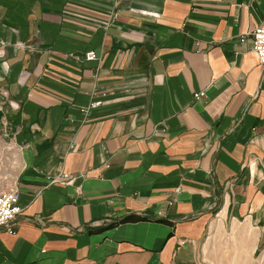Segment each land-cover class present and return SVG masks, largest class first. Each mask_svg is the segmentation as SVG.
I'll use <instances>...</instances> for the list:
<instances>
[{"label":"crops","instance_id":"obj_1","mask_svg":"<svg viewBox=\"0 0 264 264\" xmlns=\"http://www.w3.org/2000/svg\"><path fill=\"white\" fill-rule=\"evenodd\" d=\"M263 26L264 0H0V264H203L217 214L264 246Z\"/></svg>","mask_w":264,"mask_h":264},{"label":"rangeland","instance_id":"obj_2","mask_svg":"<svg viewBox=\"0 0 264 264\" xmlns=\"http://www.w3.org/2000/svg\"><path fill=\"white\" fill-rule=\"evenodd\" d=\"M0 161L3 163L2 179L15 180L19 168L17 150L0 142ZM248 226L251 225L243 222L226 224L217 214L202 244L203 264H264L261 255L264 246L252 249L255 229Z\"/></svg>","mask_w":264,"mask_h":264},{"label":"built area","instance_id":"obj_3","mask_svg":"<svg viewBox=\"0 0 264 264\" xmlns=\"http://www.w3.org/2000/svg\"><path fill=\"white\" fill-rule=\"evenodd\" d=\"M254 49L253 51L258 57L259 63L264 66V26L256 29L253 33ZM86 61L96 60V54L93 51L87 52L85 55ZM3 94V93H2ZM199 98L200 95H196ZM101 105V102H95L91 105L92 108H96ZM4 159V157H1ZM2 165L0 161V229L4 228L8 232H13V226L17 218L22 214V208L19 205L20 190L15 180L8 181V179H2ZM66 184L74 182V178H70L68 175H64ZM262 259L264 260V249L261 252Z\"/></svg>","mask_w":264,"mask_h":264},{"label":"trees","instance_id":"obj_4","mask_svg":"<svg viewBox=\"0 0 264 264\" xmlns=\"http://www.w3.org/2000/svg\"><path fill=\"white\" fill-rule=\"evenodd\" d=\"M137 220H139L137 217H131V218H128L124 221H137Z\"/></svg>","mask_w":264,"mask_h":264}]
</instances>
